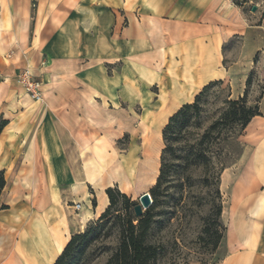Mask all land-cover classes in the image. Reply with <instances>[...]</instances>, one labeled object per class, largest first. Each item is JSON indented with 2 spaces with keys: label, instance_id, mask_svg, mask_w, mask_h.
Instances as JSON below:
<instances>
[{
  "label": "crops",
  "instance_id": "0c3cea01",
  "mask_svg": "<svg viewBox=\"0 0 264 264\" xmlns=\"http://www.w3.org/2000/svg\"><path fill=\"white\" fill-rule=\"evenodd\" d=\"M251 28L264 34V8L250 15L232 0H0V264H54V230L84 231L108 207L110 186L129 195L135 151L120 158L121 136L165 111L163 129L204 86L226 81L224 48ZM21 53L43 100L11 80L20 68L10 73L7 60ZM124 106L145 109L138 129L132 114L119 116ZM241 138L246 150L223 174L227 253L217 264H264V115ZM150 148L147 135L140 149ZM137 167L152 187L160 153L153 179Z\"/></svg>",
  "mask_w": 264,
  "mask_h": 264
},
{
  "label": "rangeland",
  "instance_id": "374dc122",
  "mask_svg": "<svg viewBox=\"0 0 264 264\" xmlns=\"http://www.w3.org/2000/svg\"><path fill=\"white\" fill-rule=\"evenodd\" d=\"M232 1L237 5L243 3L242 6H244L247 14L256 13L261 16L263 13L264 0ZM253 6H257L255 11L252 10ZM242 30L244 31V28ZM239 36L240 38L235 37L224 48L226 55H228L224 63L229 75L226 81L215 83L202 98L203 111L198 122L201 128L197 126L191 130L189 136L192 142L197 141L204 128L219 117L227 105V100L238 99L245 95L247 104L257 106L258 112L264 115V62L259 61L260 57L264 55V34L259 29L251 28ZM253 56L254 64L245 58ZM16 57L7 60L10 73L19 68L32 67L24 53ZM31 70L33 69L31 68ZM1 73L0 83L4 80L2 79L4 74ZM11 80L16 86H20L21 91H24L16 78ZM40 82L44 99L46 91L43 82L41 80ZM118 112L119 116L124 113L125 117L132 114L135 118V129L139 128L136 127L137 124L145 118V109L141 107L129 108L124 106L119 108ZM167 116V112H161L156 118V124L142 125L144 127L138 134L137 132H133V135L125 133L118 141L120 158L128 155L129 148L134 147V166L133 170L129 171L132 187L129 192L130 196H128L136 204L139 203V197L145 192H150L151 189L150 184L145 181L142 174L137 176V162H144L151 171V178H154L157 155L160 153L161 158V152L165 145L162 126L167 121ZM244 130L245 128L243 129L240 125H227L223 128L220 136L213 135L214 138L212 137L210 142V162L208 164L211 173L206 180L202 166L196 164L187 166L182 162H175L181 178L185 180L189 173L192 176L190 193H188L189 184H186L184 189L185 194L190 195V199L186 202L185 200L176 202L166 198L162 207L156 211L155 225L149 236L151 242L160 246V257L156 264H217L226 255L227 219L225 211H227L229 204L230 189L227 186L223 188V174L225 170L235 169L238 160L246 150L241 138ZM147 135L150 138L151 148L142 152L140 148ZM185 146H187L185 141L178 144L176 155H184ZM213 172H217V174L213 176ZM218 172L221 173L218 175ZM218 176L220 184H218ZM218 186L221 191L220 200L216 196ZM219 201L223 205V211L218 218L212 207L214 203ZM208 228L210 233L205 232V229ZM220 236L221 238H219ZM218 238V246L213 248ZM117 241V229L113 228L107 238L92 245L79 264H105Z\"/></svg>",
  "mask_w": 264,
  "mask_h": 264
},
{
  "label": "trees",
  "instance_id": "16d2710c",
  "mask_svg": "<svg viewBox=\"0 0 264 264\" xmlns=\"http://www.w3.org/2000/svg\"><path fill=\"white\" fill-rule=\"evenodd\" d=\"M246 0H244L245 2ZM239 4V3H238ZM243 3H240L242 5ZM217 82L213 81L203 87L197 94L195 100L180 107L168 120L162 130L164 147L161 152V164L155 184L151 187L150 193L153 199L152 205L141 217H136L134 207L136 203L125 193L121 192L117 185L106 189L109 198V205L101 216L89 222L81 233L72 235L63 252L58 256L54 264H79L93 244H98L110 235L113 228L117 229V244L110 251L105 264H156L160 257V246L149 240L150 233L155 225V214L164 203V199L170 201H182L190 199L185 194V186L189 184L190 193L192 176L187 180L180 177L175 162H182L187 166L196 164L202 166L204 179L209 178V151L210 142L214 134L220 136L223 128L227 125H240L246 128L253 117L263 115L257 110V106L247 104L246 96L238 99L227 100L226 107L219 117L205 127L197 141L192 142L190 132L194 127L201 128L199 119L202 114V98L206 92ZM0 122V131L6 124ZM214 138V137H213ZM185 141L184 155H176V146ZM224 169V168H223ZM222 171V170H219ZM221 172H218V175ZM217 172H213L215 176ZM218 184L220 178L217 177ZM217 184V185H218ZM6 185L5 171H0V195ZM217 198H221L219 186L216 188ZM96 203V201H94ZM215 215L219 218L223 211V205L219 201L212 207ZM209 232V228L205 229ZM210 233V232H209ZM221 238V236L219 237ZM219 238L213 248H217Z\"/></svg>",
  "mask_w": 264,
  "mask_h": 264
},
{
  "label": "built area",
  "instance_id": "2783aa9c",
  "mask_svg": "<svg viewBox=\"0 0 264 264\" xmlns=\"http://www.w3.org/2000/svg\"><path fill=\"white\" fill-rule=\"evenodd\" d=\"M16 79L18 83L24 89V92L33 100L40 101L43 99L42 84L40 80L35 76L31 68H21L17 74ZM75 210L81 209L80 202H74Z\"/></svg>",
  "mask_w": 264,
  "mask_h": 264
},
{
  "label": "bare ground",
  "instance_id": "6f19581e",
  "mask_svg": "<svg viewBox=\"0 0 264 264\" xmlns=\"http://www.w3.org/2000/svg\"><path fill=\"white\" fill-rule=\"evenodd\" d=\"M86 170H88V169H86ZM86 172H87V171H86ZM89 172H91V171H89ZM92 172H93V171H92ZM89 174H91V173H89ZM93 174H94V173H93ZM83 176H84V175H83ZM83 176H82V177H83ZM113 176H114V175H113ZM143 177H144V174H143ZM83 178H84V177H83ZM86 178H87V177H86ZM92 179H93V178H92ZM149 179H150V178L147 179V178L145 177V181H147V180H149ZM151 179H153V178H151ZM126 186H129V182H128V181H126ZM123 188H124V187H123ZM82 232H83V231H82ZM79 233H81V232H79ZM41 237H42L41 240L45 242V239H46L45 235H42ZM52 237H53V241H54V243H55V246H56V250H57V252L62 253L63 250H64V248L66 247L67 243L70 241L72 235L68 234L67 236H63L62 233H61L59 230H54ZM48 240H49V239H48ZM67 241H68V242H67Z\"/></svg>",
  "mask_w": 264,
  "mask_h": 264
},
{
  "label": "water",
  "instance_id": "95a60500",
  "mask_svg": "<svg viewBox=\"0 0 264 264\" xmlns=\"http://www.w3.org/2000/svg\"><path fill=\"white\" fill-rule=\"evenodd\" d=\"M257 6H253L252 10L255 11ZM153 199L150 192H145L139 197V203L134 207L136 217H141L145 211L152 205Z\"/></svg>",
  "mask_w": 264,
  "mask_h": 264
}]
</instances>
